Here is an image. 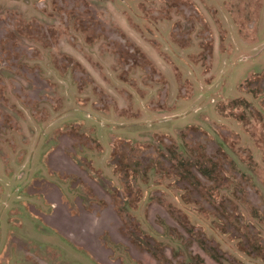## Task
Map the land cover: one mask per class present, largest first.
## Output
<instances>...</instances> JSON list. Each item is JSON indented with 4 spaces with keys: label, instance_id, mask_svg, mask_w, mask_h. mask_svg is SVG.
I'll use <instances>...</instances> for the list:
<instances>
[{
    "label": "rangeland",
    "instance_id": "rangeland-1",
    "mask_svg": "<svg viewBox=\"0 0 264 264\" xmlns=\"http://www.w3.org/2000/svg\"><path fill=\"white\" fill-rule=\"evenodd\" d=\"M262 73L264 0H0V264H264L227 227L264 243ZM190 127L236 180H192L203 212L152 172L127 209L115 145L179 167Z\"/></svg>",
    "mask_w": 264,
    "mask_h": 264
},
{
    "label": "trees",
    "instance_id": "trees-1",
    "mask_svg": "<svg viewBox=\"0 0 264 264\" xmlns=\"http://www.w3.org/2000/svg\"><path fill=\"white\" fill-rule=\"evenodd\" d=\"M84 8L87 9V6ZM91 18L94 20L93 16L88 17L89 20ZM259 77L262 80L264 78V73L259 75ZM250 80H248L249 83L252 81ZM241 122H243V120ZM188 132H184V133L190 134V136H187V138H189V141H192L189 147V149L192 151L188 150L189 158L191 159L185 160L187 163L179 167H177L178 165L177 164L175 165V163L168 156L167 158L159 156L160 155L159 145H157V147H153L152 145L150 146L152 147L150 148L153 153L152 155L150 149L142 148V146H137L139 151L138 156L134 153V151L136 150L135 148L137 147L129 146L128 143H122V144L119 143L118 145H116L112 156L113 157L112 160L114 163L113 165L114 172L120 180L119 181L121 186L120 190L121 191L123 190L125 194L124 195V199L126 200L125 204H128L129 209L136 210L140 200L138 194L139 191L135 190L134 188L135 185L139 181H141L144 185H146L148 180L147 176L149 175V173L152 172H154L156 175L161 174L164 177H170L172 176V174L176 176L179 175L178 176L179 177L178 183L180 185L179 188L183 190L185 189L187 190L186 192H189L183 195V197H181V200L185 204H195L197 206L199 205L200 210H202L203 212L206 206L204 203V195L202 193L203 191L199 190L197 186L192 184L191 183L192 180L199 182L200 179L199 184L200 183L204 184V180L208 178V175L210 176V171L212 174L216 172L218 174L217 178L212 179L211 184H209L210 185L209 190L212 192L215 191L216 193L219 192V190L225 188V184L232 183V181H230V176H233V179L236 180V177L234 175L236 170L231 171V168L233 169V167H231V164L227 159L225 150H223L221 146L219 145L217 146L216 143H214L215 145H213V142L209 140L207 134L204 131L200 130L199 128L190 127L188 128ZM183 138H185V135ZM157 141L158 143H160L161 148L167 150L169 154H170V150L176 152L175 146L172 143L171 139L168 140V143H163L159 141V139ZM167 144L170 145L169 148H167L166 146ZM192 158L195 159L192 160ZM207 170L209 172H207ZM190 174L194 176L193 179L190 177ZM195 174L199 176V178H197ZM183 176H185V178ZM192 190L196 191L194 196L191 194ZM200 200H202L203 202ZM132 201H134V203H132ZM257 202L260 203L259 198ZM251 204H255V202L252 201ZM218 216L219 215H215L216 218ZM218 218L220 219V217ZM231 218H233V220L237 222V224H240V226L242 224L241 227H243V223H240L241 221H239V218H237V216L234 213L231 214ZM230 224L231 225L228 224L227 226L228 230L235 236V238L239 237L241 239L239 245L240 250L243 251L244 253H247L249 255L252 254L257 258H261L264 260V243H255V241H257L259 237L255 236L252 232H249L247 230L241 236L240 235L241 233L239 232L240 229L237 227L236 223L233 224L230 223ZM259 241L261 242L260 239ZM154 250L156 251L155 245H152V251H147V252L151 253V255L154 258H156V255L153 254ZM156 260L159 261L158 258Z\"/></svg>",
    "mask_w": 264,
    "mask_h": 264
},
{
    "label": "flooded vegetation",
    "instance_id": "flooded-vegetation-1",
    "mask_svg": "<svg viewBox=\"0 0 264 264\" xmlns=\"http://www.w3.org/2000/svg\"><path fill=\"white\" fill-rule=\"evenodd\" d=\"M118 144H119V143H118ZM115 147H116V145H115ZM114 150H115V148L113 149L112 156H113ZM112 163H113V160H112ZM113 165H114V163L112 164V166H113ZM113 169H114V167H113ZM115 175H116V174H115ZM116 176H117V175H116ZM117 177H118V176H117ZM118 179H119V178H118ZM119 181H120V180H119ZM119 183H120V182H119ZM120 189H121V186H120L119 189H115V190L113 189L112 192L115 191V192H116V196L119 197V198H122V199L124 200V201H123V202H124L123 205H124L125 207H127V209H129L128 204H125V203H126V202H125L126 200L124 199V195H125V194H124L123 190L121 191ZM93 191H94V192H93ZM92 192L94 193V196L97 195V193L95 192V189H94V190L92 189ZM113 194H114V193H111L110 195H113ZM126 194H127V193H126ZM107 195H109V193H107ZM99 196H100V195H99ZM99 196H98V197H99ZM107 197H109V196H107ZM112 197H114V196H112ZM101 200H102V201H101ZM111 200H112V205H113V203H114V199H111ZM106 202H108V200H107ZM110 202H111V201H110ZM104 204L106 205L105 200H104V199H101V198L99 197V198L97 199V205H96V206L99 207V208H101V206L104 205ZM134 241H135V242H134V243H135L134 245H135L136 247H139V244H141V242H140L138 239H136V240H134Z\"/></svg>",
    "mask_w": 264,
    "mask_h": 264
}]
</instances>
